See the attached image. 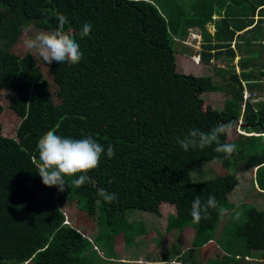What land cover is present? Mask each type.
I'll return each mask as SVG.
<instances>
[{
  "label": "trees",
  "instance_id": "trees-1",
  "mask_svg": "<svg viewBox=\"0 0 264 264\" xmlns=\"http://www.w3.org/2000/svg\"><path fill=\"white\" fill-rule=\"evenodd\" d=\"M57 14L66 17L64 31L76 39L83 58L76 65L48 64L59 98L55 102L34 57L17 56L8 47L29 22L54 30ZM263 19L264 0H0V88L10 90L9 105L30 133L0 134V264H104L97 260L98 246L100 260L129 264L113 259L114 235L122 233L127 244L132 231H138L125 210L156 212L161 201L175 208L166 226L193 224L191 244L199 246L212 239L222 216L210 209L209 219L193 223L196 196L204 201L214 195L220 206L232 210L227 193L239 165L255 166L252 180L264 193V98L246 99L241 109V82L252 90L264 81V37L245 38L254 59L239 58L238 71L226 60L229 67L213 62L212 74L206 75L177 71L171 46L172 36L180 38L187 27L196 26L205 61L223 52L232 59L231 40L246 30L253 36L251 28ZM86 22L92 31L81 39ZM217 90L227 95L222 105L202 108L200 93ZM222 122L237 123L244 131L233 139L221 137V143L237 146L229 159L215 152V145L185 152L177 144L193 128L207 132ZM53 128L62 137L90 136L105 149L111 144L115 155H102L84 186L76 188L72 180L77 177H65L71 187L62 192L46 187L36 195L26 183L39 161L37 142ZM201 154L226 172L192 180L190 171L203 161L197 158ZM101 188L116 193L117 200L105 203L97 194ZM61 199L95 213L92 238L63 222ZM221 228L225 252L205 264L236 263L239 251L248 255L251 249H264V207L242 203V217L226 216ZM90 245L92 253H86Z\"/></svg>",
  "mask_w": 264,
  "mask_h": 264
},
{
  "label": "rangeland",
  "instance_id": "rangeland-1",
  "mask_svg": "<svg viewBox=\"0 0 264 264\" xmlns=\"http://www.w3.org/2000/svg\"><path fill=\"white\" fill-rule=\"evenodd\" d=\"M212 18L217 19L218 16L213 14ZM29 24L34 26L35 29L46 30L35 25L33 22L27 23V25ZM212 26L213 25L211 23L206 24L210 33L214 30ZM193 27L197 28L196 26L187 27L185 35L180 38L172 36L171 46L174 54L176 70L194 75L212 74L213 68L211 64L213 62L219 63L220 61L222 62V65H225L224 67H229L230 65H226L228 63L226 60H231L233 63L239 60V58L253 60L254 52L246 48L247 42L245 41V38L258 39L264 37L263 19L262 23H256L255 27L251 28L255 31L253 36L249 30H246L231 40L230 47H232L234 52L237 54H235L232 59H230L223 52L217 59H213L212 61L205 63V59L207 58L204 57L203 59L202 57V59H200L196 64L193 61V58L199 50L201 51V38L199 36V29L197 28L198 32L195 29L192 31L191 28ZM22 29L15 41L8 47V50L17 56H21L24 53H30L34 57L37 65L43 73L44 78L49 83L53 101L57 102L59 99L56 94L57 88L55 82L52 80L48 64H45L34 50H28L23 46V41L27 34ZM196 33L199 35H196ZM234 40L237 42L236 45ZM194 63L196 65H194ZM234 68L236 71L238 70V68ZM215 79H218V77H215ZM253 90L258 95L259 99H263L264 81H261L259 87ZM226 96V93L222 90L202 91L200 93V97L202 99L201 107L204 108L207 105L219 108ZM9 99L10 90L0 88V104L2 105V109L0 111V134L5 136H14L16 130L18 129L22 131L24 135L29 136L30 133L21 117L18 116L10 107ZM238 122L239 121L237 120V123ZM237 123L233 125L232 134L231 136L226 137L227 139H233L238 136V133H241L240 131H243ZM197 158L203 159L205 162L199 161L194 164L196 167H193L190 171L192 180H199L208 177L211 174H221L226 172V169L217 160H210L206 154H201ZM36 170L27 181L26 187L34 194L39 195L44 191L46 186L41 182L39 174ZM233 170L236 181L234 187L227 193V196L235 206L232 210L228 211V214L220 217L217 225L215 226L211 240H208L204 245L193 246L191 244L193 224H186L182 227H167L166 223L168 216L175 213V208L173 203L161 201L156 212L137 208H127L125 210V217L129 222H131L132 228L138 229V231H132L133 238L127 244H124L122 233L114 235L113 259L126 260L129 261V264H184L189 263L190 260L193 261V264H197V262L205 264L206 262L210 263L212 262L211 260L217 259L225 250V234L221 225L224 223L226 216L227 218H232L233 210L235 209L241 213V218L242 203L252 204L256 207H264V193L258 191L257 185L252 180L254 169L242 168L241 165H239V167L237 166ZM68 185L71 187L70 183H68ZM58 204L70 226L89 238L93 237L97 230L95 213H86L78 204L74 202V200L69 202L61 199ZM231 221L232 220L228 222V226L231 224ZM226 235L228 236L230 233H227ZM95 250L99 255H101V257L103 256L102 250L99 246L95 247ZM243 252L244 251H239L236 255L238 258L236 263L234 259L231 263L264 264V249H251L248 252V255H246L248 258L244 256ZM86 253H92L91 245L86 250ZM180 253L183 254V258H180L178 261L177 259L179 258L178 255ZM101 257L97 258L99 262H104V264L113 263L108 260L109 258L105 261L100 260ZM26 264L32 263L26 262Z\"/></svg>",
  "mask_w": 264,
  "mask_h": 264
},
{
  "label": "clouds",
  "instance_id": "clouds-1",
  "mask_svg": "<svg viewBox=\"0 0 264 264\" xmlns=\"http://www.w3.org/2000/svg\"><path fill=\"white\" fill-rule=\"evenodd\" d=\"M57 20V27L51 31L35 29L30 24L25 26L22 30L27 35L23 46L28 50H34L45 64L55 61L59 64L76 65L83 58L80 45L72 35L64 31L66 17L63 14H57ZM91 31L92 24L84 23L79 33L81 39L88 36ZM196 35L199 34L196 33ZM232 130L231 122L219 123L207 132L193 128L183 138L178 139L177 144L185 152L190 149L203 150L215 145L214 151L222 153L223 159H229L237 151V146L231 142L221 143V137L231 136ZM36 147L39 159L36 171L41 182L46 187L55 186L61 192L66 186L69 187L65 177H77L72 180V185L80 188L90 182L88 172L98 167L102 155L106 154L108 158L115 155V148L111 144L105 149L104 145L90 136L82 139L62 137L56 134L54 128L39 138ZM254 167L252 169H255ZM97 194L105 203L117 200L116 193L108 192L103 188L98 189ZM210 209L217 210L220 216L228 213V209L220 206L214 195H209L204 201L196 196L191 203L190 211L193 223L209 219ZM240 215L241 213L234 209L232 219L238 220Z\"/></svg>",
  "mask_w": 264,
  "mask_h": 264
},
{
  "label": "built area",
  "instance_id": "built-area-1",
  "mask_svg": "<svg viewBox=\"0 0 264 264\" xmlns=\"http://www.w3.org/2000/svg\"><path fill=\"white\" fill-rule=\"evenodd\" d=\"M193 61L195 63L198 62V55H197V58H193ZM242 92H241V98H242V102H241V109L243 108V104H244V100L248 99L250 101H253V100H256L258 99V95L255 93V91L252 89V90H249L248 88L245 87L244 85V82L242 81ZM64 222H67V220L65 219L64 217Z\"/></svg>",
  "mask_w": 264,
  "mask_h": 264
},
{
  "label": "crops",
  "instance_id": "crops-1",
  "mask_svg": "<svg viewBox=\"0 0 264 264\" xmlns=\"http://www.w3.org/2000/svg\"><path fill=\"white\" fill-rule=\"evenodd\" d=\"M191 29H192V31H194L193 29H195V30L198 32V29H197V28H194V27H193V28H191ZM199 36H200V35H199ZM235 54H236V53L234 52V55H235ZM197 55H198V62H199V60L202 59V56H201V54H200V50L198 51L197 54L194 55V57H197ZM236 55H237V54H236ZM212 60H213L212 58H209L207 61H205V63H208V62H210V61H212ZM217 63H218V62H217ZM219 63H222V62L219 61ZM196 64H197V63H196ZM196 64L194 63V65H196ZM234 67L238 68L237 61L234 62ZM238 70H239V68H238ZM238 70H237V71H238ZM192 228H193V227H192ZM192 232H193V231H192ZM205 243H206V242H205ZM205 243H204V244H205ZM204 244H202V245H204ZM224 252H225V250H224L222 253H224ZM220 256H221V255H219V257H220ZM244 256L247 257L246 255H244ZM219 257H218V258H219ZM247 258H248V257H247ZM192 262H193L192 260L189 261L190 264H193ZM23 263L26 264V262H23ZM21 264H22V263H21ZM197 264H200V263L197 262Z\"/></svg>",
  "mask_w": 264,
  "mask_h": 264
}]
</instances>
